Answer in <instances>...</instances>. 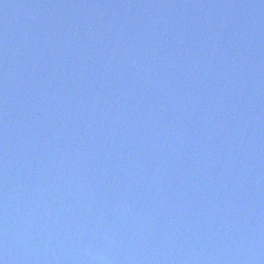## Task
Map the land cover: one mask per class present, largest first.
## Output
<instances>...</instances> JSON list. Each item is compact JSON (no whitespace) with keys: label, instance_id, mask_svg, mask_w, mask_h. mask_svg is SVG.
<instances>
[{"label":"water","instance_id":"1","mask_svg":"<svg viewBox=\"0 0 264 264\" xmlns=\"http://www.w3.org/2000/svg\"><path fill=\"white\" fill-rule=\"evenodd\" d=\"M2 264H264V0H0Z\"/></svg>","mask_w":264,"mask_h":264},{"label":"snow or ice","instance_id":"2","mask_svg":"<svg viewBox=\"0 0 264 264\" xmlns=\"http://www.w3.org/2000/svg\"><path fill=\"white\" fill-rule=\"evenodd\" d=\"M0 264H2V262H0Z\"/></svg>","mask_w":264,"mask_h":264}]
</instances>
